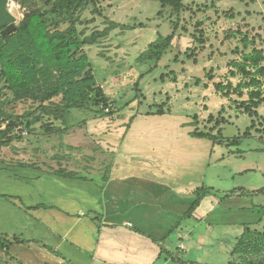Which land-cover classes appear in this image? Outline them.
<instances>
[{"label":"rangeland","instance_id":"1","mask_svg":"<svg viewBox=\"0 0 264 264\" xmlns=\"http://www.w3.org/2000/svg\"><path fill=\"white\" fill-rule=\"evenodd\" d=\"M182 1L184 9L176 14L152 0H99L98 13L93 14L92 7H88L79 14L77 29L90 35L111 22L134 27L130 31L116 28L95 45L85 47L97 81L118 113L139 102V107L133 109L139 110L136 115H149L164 104L165 113L172 112L178 117L182 128L190 127L189 136L195 124L202 131L215 134V119L224 118L219 127L222 143H211L210 156L204 160V186L225 201L233 197L235 202L242 203L243 211H235L238 205L229 203L225 222L219 226L207 218L203 222L184 223L182 231L174 229L163 244L167 253L162 254L158 264H228L244 225L264 232V106L257 110L258 118H251L239 109L238 98L233 96L236 102H230L219 97L213 84L239 82L238 77L232 78L229 74L231 62L238 59L233 50L240 47L238 40L231 38L233 32L259 36L257 45L264 49V0ZM35 3L42 9L50 8L42 0ZM7 9L18 25L23 17L21 4L8 0ZM47 17L55 19L52 14ZM66 27L63 23L60 28ZM175 27L172 47L157 64L135 60L148 42L157 35H169ZM140 73H145L142 79H139ZM208 73H212V80L207 78ZM262 89L264 92V80ZM1 108L22 115L34 105L30 101L11 102V94L0 78ZM221 109L223 112L219 115ZM71 114L69 136H47L36 125L32 133L24 132L19 140L3 148L1 158L14 156L18 162L52 170L62 167L68 171H104L110 161L106 157L109 150L89 137L86 122L92 119L111 125L121 115L93 118L91 113L72 111ZM252 122L255 128L244 138ZM233 140L238 143H232ZM181 244L188 249L178 250Z\"/></svg>","mask_w":264,"mask_h":264},{"label":"crops","instance_id":"2","mask_svg":"<svg viewBox=\"0 0 264 264\" xmlns=\"http://www.w3.org/2000/svg\"><path fill=\"white\" fill-rule=\"evenodd\" d=\"M134 106L139 102L112 116L122 118L111 125L86 122L89 137L109 150L104 171L72 169L69 179L1 158L0 241L7 247L0 264H158L174 229L207 218L219 226L229 203L243 211L233 197L209 193L189 216L213 146L189 136L172 112L136 115Z\"/></svg>","mask_w":264,"mask_h":264},{"label":"trees","instance_id":"3","mask_svg":"<svg viewBox=\"0 0 264 264\" xmlns=\"http://www.w3.org/2000/svg\"><path fill=\"white\" fill-rule=\"evenodd\" d=\"M17 1L23 8L22 20L10 34L2 35L0 32V78L11 94V102L30 101L34 108L22 115L0 109V166L3 164L2 149L19 140L24 132L32 133L36 125H40L47 136L62 135L70 130L72 111L91 113L93 118H111L118 113L98 83L85 47L95 45L116 28L134 30V27L111 22L103 30H94L90 35L78 31L79 14L88 7H92L93 14L98 13L99 0H42L44 6L50 7L48 10L40 8L35 0ZM152 1L158 2L161 8H170L176 14L184 9L182 0ZM49 14L54 15L55 19H48ZM63 23L67 24L64 30L60 28ZM175 29L169 35H157L135 60L157 64L172 47ZM231 38L237 39L240 47L233 50L238 59L231 62L229 74L232 78L238 77L239 82L236 85L230 81L217 82L213 88L220 97L230 102H236L232 99L235 96L243 114L258 118L257 110L264 106V49L257 45V35L250 37L235 31ZM144 75L140 73L139 79ZM211 77L212 73H208L207 78L212 80ZM135 86L138 87V81ZM244 97L246 99L242 100ZM163 108L164 104L158 105L154 115L165 114ZM222 112L223 109L219 115ZM209 120L211 122V116ZM262 120L264 122V118ZM223 122L224 118L215 119V134L204 132L195 124L190 136L208 140L213 145L217 142L221 144L219 127ZM254 124L252 122L250 129L244 133V138L250 136ZM232 143L238 142L233 140ZM55 174L57 177L75 178L74 172L63 168L55 170ZM209 193L206 187L194 191L189 216ZM5 244L7 242L1 240L0 248H6ZM230 253L228 264H264V232L244 225Z\"/></svg>","mask_w":264,"mask_h":264},{"label":"water","instance_id":"4","mask_svg":"<svg viewBox=\"0 0 264 264\" xmlns=\"http://www.w3.org/2000/svg\"><path fill=\"white\" fill-rule=\"evenodd\" d=\"M8 0H0V32L8 35L16 29V19L7 9Z\"/></svg>","mask_w":264,"mask_h":264},{"label":"built area","instance_id":"5","mask_svg":"<svg viewBox=\"0 0 264 264\" xmlns=\"http://www.w3.org/2000/svg\"><path fill=\"white\" fill-rule=\"evenodd\" d=\"M127 226H128V227H130V226H131V224H127Z\"/></svg>","mask_w":264,"mask_h":264}]
</instances>
